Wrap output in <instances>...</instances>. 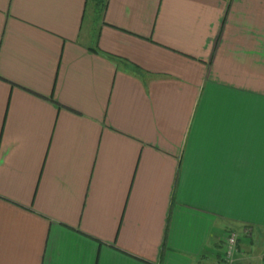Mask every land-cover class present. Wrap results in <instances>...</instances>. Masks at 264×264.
Segmentation results:
<instances>
[{"label":"crops","instance_id":"crops-1","mask_svg":"<svg viewBox=\"0 0 264 264\" xmlns=\"http://www.w3.org/2000/svg\"><path fill=\"white\" fill-rule=\"evenodd\" d=\"M232 232L264 264V0H0V264H220Z\"/></svg>","mask_w":264,"mask_h":264},{"label":"built area","instance_id":"built-area-1","mask_svg":"<svg viewBox=\"0 0 264 264\" xmlns=\"http://www.w3.org/2000/svg\"><path fill=\"white\" fill-rule=\"evenodd\" d=\"M237 252V236L234 233H230L226 236L224 241L223 257L220 264H234V256ZM264 262V255L262 257Z\"/></svg>","mask_w":264,"mask_h":264},{"label":"rangeland","instance_id":"rangeland-1","mask_svg":"<svg viewBox=\"0 0 264 264\" xmlns=\"http://www.w3.org/2000/svg\"><path fill=\"white\" fill-rule=\"evenodd\" d=\"M232 233H234L236 236H237V242H238V234L236 233V232H232ZM247 237L246 238H248V239H251V235L250 234H247L246 235ZM263 257V256H262ZM262 259V258H261ZM255 262V261H254ZM254 262H252V264H254ZM264 263V262H263Z\"/></svg>","mask_w":264,"mask_h":264},{"label":"trees","instance_id":"trees-1","mask_svg":"<svg viewBox=\"0 0 264 264\" xmlns=\"http://www.w3.org/2000/svg\"><path fill=\"white\" fill-rule=\"evenodd\" d=\"M101 1V0H100Z\"/></svg>","mask_w":264,"mask_h":264}]
</instances>
